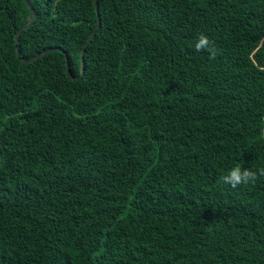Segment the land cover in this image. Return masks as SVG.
Instances as JSON below:
<instances>
[{
    "label": "trees",
    "instance_id": "16d2710c",
    "mask_svg": "<svg viewBox=\"0 0 264 264\" xmlns=\"http://www.w3.org/2000/svg\"><path fill=\"white\" fill-rule=\"evenodd\" d=\"M27 1L16 40L0 0V264H264V176L221 180L264 168V0H97L95 29Z\"/></svg>",
    "mask_w": 264,
    "mask_h": 264
},
{
    "label": "clouds",
    "instance_id": "9594fccd",
    "mask_svg": "<svg viewBox=\"0 0 264 264\" xmlns=\"http://www.w3.org/2000/svg\"><path fill=\"white\" fill-rule=\"evenodd\" d=\"M210 41L207 36L201 34L198 37V42L195 44L197 51L208 48ZM264 176V168L254 171L250 168H244L237 164L230 168L226 174L221 177V180L226 185H231L233 188L239 185H248L250 183H255V181L260 177Z\"/></svg>",
    "mask_w": 264,
    "mask_h": 264
},
{
    "label": "water",
    "instance_id": "95a60500",
    "mask_svg": "<svg viewBox=\"0 0 264 264\" xmlns=\"http://www.w3.org/2000/svg\"><path fill=\"white\" fill-rule=\"evenodd\" d=\"M24 1H25V3L29 6V8H30V10H31V18H30V20H29L25 25H23V26H22V27L16 32V34H15V39H16V40H17V38H18L19 33H20L23 29H25L27 26H29V25L33 22V20H34V18H35V13H34V11L31 9V7H30L28 1H27V0H24ZM93 1H94L95 10H96L97 15H98V5H97V0H93ZM99 23H100V19H99V15H98L97 23H96V25L94 26V29L99 25ZM91 33H92V32H91ZM90 35H91V34H90ZM89 37H90V36H89ZM89 37H88V39H89ZM50 49H52V48H49V49H47V50L41 52L39 55H37V56L34 57V58H37L38 56L47 53ZM83 52H84V47H82V49H81V72L83 71V67H84V63H83ZM16 54L19 56V52H18L17 48H16ZM34 58H32V59H30V60H33ZM30 60H29V61H30ZM66 67H67V74L71 77V74H70V70H69L68 64H66Z\"/></svg>",
    "mask_w": 264,
    "mask_h": 264
}]
</instances>
